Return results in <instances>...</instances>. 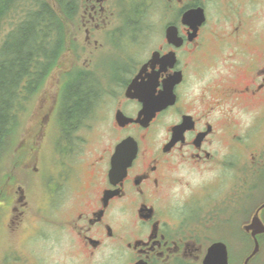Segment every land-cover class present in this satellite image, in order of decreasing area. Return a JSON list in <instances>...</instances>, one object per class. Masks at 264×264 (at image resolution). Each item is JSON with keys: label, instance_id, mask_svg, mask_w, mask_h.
<instances>
[{"label": "flooded vegetation", "instance_id": "1", "mask_svg": "<svg viewBox=\"0 0 264 264\" xmlns=\"http://www.w3.org/2000/svg\"><path fill=\"white\" fill-rule=\"evenodd\" d=\"M71 1L57 20L85 43L70 70L95 95L69 130L54 98L37 149L20 148L33 177L0 181V264H264V0ZM142 96L161 107L146 123ZM93 127L105 147L79 143Z\"/></svg>", "mask_w": 264, "mask_h": 264}, {"label": "trees", "instance_id": "2", "mask_svg": "<svg viewBox=\"0 0 264 264\" xmlns=\"http://www.w3.org/2000/svg\"><path fill=\"white\" fill-rule=\"evenodd\" d=\"M16 1L3 0L0 21L16 8ZM55 1L60 3L63 17H71L72 1ZM34 4V9L9 32L0 46V148L9 128L10 108L24 99L28 77L31 82H38L41 72L47 75L66 49L67 24L57 20L56 9L47 1L34 0ZM85 84V78L81 76L68 82L63 90L62 118L68 130L81 120L94 98V91Z\"/></svg>", "mask_w": 264, "mask_h": 264}, {"label": "rangeland", "instance_id": "3", "mask_svg": "<svg viewBox=\"0 0 264 264\" xmlns=\"http://www.w3.org/2000/svg\"><path fill=\"white\" fill-rule=\"evenodd\" d=\"M51 4L52 8H56L55 0H44ZM3 3V0H0V4ZM36 4H34V0H17L16 8L7 14L0 21V46L5 40L6 36L9 34L11 30H13L18 24H20L24 17L27 16L31 10L34 9ZM74 24L69 20L67 22V34L65 45L66 49L62 53L61 66L54 68L50 74L45 75V78L42 82H38L34 88L25 96L26 98L22 100V102L17 106V114L15 121H12L13 127L10 131L5 133V137L3 143L0 148V181H11L12 177L18 178H32V175H28L25 173L27 170H22L20 163L26 162L28 163V167H32L34 159H28L30 153H22L21 146L23 144L27 145V142H32L33 147L37 149L39 144V137L34 134V128L38 127V124L41 123L42 117L45 113H47L50 105L52 104V100L56 97H62L64 94L65 87L68 82L70 83L73 80V73L70 70L72 69V61L75 60L77 54H79V49L85 43L83 40H74L76 33L74 32ZM79 48V49H78ZM86 50L85 54L81 55L79 59L80 62H83L85 57H88V50ZM88 52V53H87ZM99 54L95 53L92 58H95L93 61H98L99 64L107 63L106 59L110 61V53L99 52ZM90 57V56H89ZM91 58V57H90ZM79 62V66L81 63ZM64 99V98H63ZM31 116H29V115ZM38 120H40L38 122ZM88 128H83L79 130L78 136L80 138L79 143L81 142V137L87 136L90 139V144L93 147H105L104 142L108 141V135H104L102 142L99 134L100 132L96 128H91L90 131ZM40 131V129H39ZM38 131V132H39ZM55 137V133H52L51 143H53V139ZM49 146L50 143L48 144ZM91 147V146H90ZM102 147V148H103ZM88 149V148H87ZM77 150H80L79 146ZM86 151V149H85ZM33 155L37 156V152H33ZM39 155L38 157H40ZM54 154L53 149L46 150V158L43 160V164H38L40 167L42 166L47 173L54 175L56 164L53 161ZM92 158V157H91ZM29 160V161H28ZM37 160V159H36ZM12 165L15 166V173H13ZM20 166V167H19ZM82 173L84 170L81 171ZM40 176V175H39ZM49 178V177H48ZM9 241V236L7 231L3 228H0V253H4L6 251V242Z\"/></svg>", "mask_w": 264, "mask_h": 264}, {"label": "water", "instance_id": "4", "mask_svg": "<svg viewBox=\"0 0 264 264\" xmlns=\"http://www.w3.org/2000/svg\"><path fill=\"white\" fill-rule=\"evenodd\" d=\"M142 101L144 103V107H143V111H142V114H143V119L142 121L143 122H147V121H150L151 118L154 116L155 114V111L161 107H157V105L152 102L151 100H147V98L144 96H142ZM125 143L122 142L120 143L117 147H116V151H115V154L114 156L112 157V166H111V169H110V177L112 176H115V175H119L121 176L123 174V172L125 171V168L126 166L123 165V166H118L116 164V155L117 153L119 152L120 148L122 147V145ZM108 193V192H106ZM211 253H213V250H211Z\"/></svg>", "mask_w": 264, "mask_h": 264}]
</instances>
